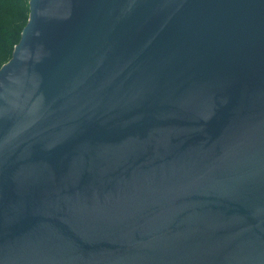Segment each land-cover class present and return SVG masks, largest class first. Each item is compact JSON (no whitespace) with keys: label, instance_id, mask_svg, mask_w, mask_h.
I'll list each match as a JSON object with an SVG mask.
<instances>
[{"label":"water","instance_id":"95a60500","mask_svg":"<svg viewBox=\"0 0 264 264\" xmlns=\"http://www.w3.org/2000/svg\"><path fill=\"white\" fill-rule=\"evenodd\" d=\"M29 4L0 264H264V0Z\"/></svg>","mask_w":264,"mask_h":264},{"label":"trees","instance_id":"16d2710c","mask_svg":"<svg viewBox=\"0 0 264 264\" xmlns=\"http://www.w3.org/2000/svg\"><path fill=\"white\" fill-rule=\"evenodd\" d=\"M17 1V2H16ZM17 4V5H16ZM29 0H0V29L6 30L7 32H14L17 37V42L21 37V31L25 27L28 22V17L25 15L29 10ZM6 7L20 8L21 15H15L12 21L7 19L6 15H4L3 11ZM17 28V31L14 29ZM4 42L0 41V64L5 62L8 57L12 56V52L14 50L12 44L8 45V47H4ZM11 47V48H10ZM10 48V49H8Z\"/></svg>","mask_w":264,"mask_h":264},{"label":"rangeland","instance_id":"374dc122","mask_svg":"<svg viewBox=\"0 0 264 264\" xmlns=\"http://www.w3.org/2000/svg\"><path fill=\"white\" fill-rule=\"evenodd\" d=\"M17 2V1H16ZM17 5V4H16ZM30 6V5H29ZM4 15H6L7 19H10L9 21H12L13 17L17 14V15H21V12H20V8H13V7H6V9L3 11ZM28 18L30 16V7H29V10L28 12H26L25 14ZM15 31H17V28L14 29ZM23 30V29H22ZM21 35H22V31H21ZM21 39V37H20ZM19 39V41H20ZM17 40V37H16V34L14 32H7L6 30H2L0 29V41L4 42L3 45L4 47H8V45H11L13 46V48H15V46L19 43L16 41ZM2 45V44H0ZM11 48V47H10ZM8 48V49H10ZM14 52V50H13ZM12 52V53H13ZM13 55V54H12ZM12 58L11 57H8L6 59L5 62L1 63L0 64V68L5 64L7 63L10 59Z\"/></svg>","mask_w":264,"mask_h":264}]
</instances>
